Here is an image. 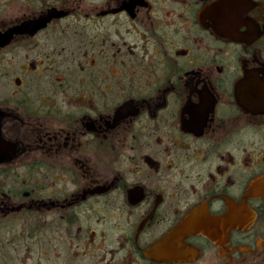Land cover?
<instances>
[{
	"label": "flooded vegetation",
	"instance_id": "obj_1",
	"mask_svg": "<svg viewBox=\"0 0 264 264\" xmlns=\"http://www.w3.org/2000/svg\"><path fill=\"white\" fill-rule=\"evenodd\" d=\"M30 215L54 264H264V0H0V221Z\"/></svg>",
	"mask_w": 264,
	"mask_h": 264
},
{
	"label": "rangeland",
	"instance_id": "obj_2",
	"mask_svg": "<svg viewBox=\"0 0 264 264\" xmlns=\"http://www.w3.org/2000/svg\"><path fill=\"white\" fill-rule=\"evenodd\" d=\"M90 223L92 227L106 228L109 234L114 230L108 220L91 219ZM35 227L36 220L32 215L22 220L0 221V264H54L57 258L53 256L52 246L68 244L67 237L58 236L56 239L53 235L46 234V231L41 236L43 233L36 232ZM70 239L78 240L76 237ZM60 254L62 262L67 253ZM84 261L81 259V264Z\"/></svg>",
	"mask_w": 264,
	"mask_h": 264
},
{
	"label": "water",
	"instance_id": "obj_3",
	"mask_svg": "<svg viewBox=\"0 0 264 264\" xmlns=\"http://www.w3.org/2000/svg\"><path fill=\"white\" fill-rule=\"evenodd\" d=\"M48 15H46V16H44L42 19H39V21H41V20H46V19H48Z\"/></svg>",
	"mask_w": 264,
	"mask_h": 264
}]
</instances>
